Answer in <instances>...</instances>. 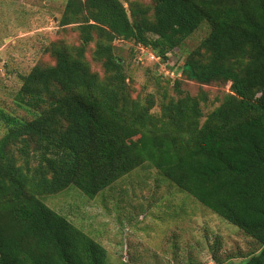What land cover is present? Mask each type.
<instances>
[{
    "label": "trees",
    "instance_id": "1",
    "mask_svg": "<svg viewBox=\"0 0 264 264\" xmlns=\"http://www.w3.org/2000/svg\"><path fill=\"white\" fill-rule=\"evenodd\" d=\"M202 24L176 95L134 98L115 41L167 60ZM59 26L80 42H52L55 62L21 75L14 103L29 117L0 107V264H107V248L44 198L95 199L148 168L257 244L241 264H264V0H67ZM183 79L229 92L204 116L208 94Z\"/></svg>",
    "mask_w": 264,
    "mask_h": 264
},
{
    "label": "rangeland",
    "instance_id": "2",
    "mask_svg": "<svg viewBox=\"0 0 264 264\" xmlns=\"http://www.w3.org/2000/svg\"><path fill=\"white\" fill-rule=\"evenodd\" d=\"M66 2L0 0V107L7 112L29 117L26 110L15 105L14 94L21 86V75L37 64L55 62L46 51L52 42H80L76 29L59 26ZM209 33L208 24H202L168 54L167 60L142 45L115 41V52L125 63L132 96L142 99L149 94L157 100L165 92L175 96L174 80L182 78L186 56ZM93 48L94 44L87 58L92 69L103 74L101 63L93 60ZM182 89L193 96L202 91L208 94V101L202 105L204 116L229 92L228 86H201L186 79ZM154 111L159 112V106ZM4 132L0 126V135ZM44 202L102 243L108 250L107 264H241L258 247L236 226L178 189L155 168L132 171L95 199L71 188L45 197Z\"/></svg>",
    "mask_w": 264,
    "mask_h": 264
}]
</instances>
